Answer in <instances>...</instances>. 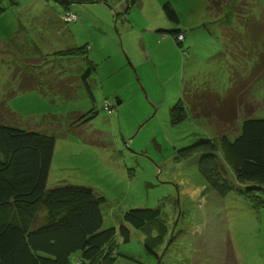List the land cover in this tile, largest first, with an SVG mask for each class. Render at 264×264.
Segmentation results:
<instances>
[{
    "label": "rangeland",
    "instance_id": "374dc122",
    "mask_svg": "<svg viewBox=\"0 0 264 264\" xmlns=\"http://www.w3.org/2000/svg\"><path fill=\"white\" fill-rule=\"evenodd\" d=\"M131 1L0 0V101L8 99L24 129L55 136L48 188L60 182L92 188L106 199V229L118 228L129 209L160 210L145 229L130 228L128 243L116 234L105 250L117 257L114 264H264V205L252 206L264 189L236 182L222 141L235 136L244 117L264 119V61L247 74L264 53L253 60L238 33L246 16L264 23V0H224L218 12L207 0ZM166 2L185 36L168 35L176 24L165 16ZM85 45L78 56L50 57ZM88 69L93 100L79 79ZM32 76L47 96L7 98ZM62 83L63 91H52ZM183 86L192 101L204 92L206 108L194 103L195 112L172 124L169 110ZM92 109L98 114L91 122L79 120ZM200 140L218 151L227 196L200 173L199 155L180 157V149Z\"/></svg>",
    "mask_w": 264,
    "mask_h": 264
},
{
    "label": "trees",
    "instance_id": "16d2710c",
    "mask_svg": "<svg viewBox=\"0 0 264 264\" xmlns=\"http://www.w3.org/2000/svg\"><path fill=\"white\" fill-rule=\"evenodd\" d=\"M136 1L132 0L131 3ZM207 1L209 11H223L224 0ZM163 9L167 19L178 25L179 17L172 5L166 2ZM260 19L255 14L246 16L242 22V31L238 32L240 36H245V44L252 46L251 51L255 55L253 60L256 57L262 58L264 53V23ZM168 34L174 38L185 36L179 28L169 31ZM177 43L181 46L180 42ZM84 49L86 50V45L60 50L50 57H74L82 54ZM31 59H28V63H32ZM262 61L264 59L254 63L247 74L258 70ZM92 69L95 70L94 67ZM90 74L91 69H88L79 79L93 100L88 84ZM55 89L63 91V83L58 88L52 86V91ZM14 91L7 98L29 91H38L47 96L43 81L34 76L23 77L17 92ZM203 93H197L192 101L188 96V86H183L181 97L169 110L170 122H184L189 109L195 112L197 105L194 103H201L200 109L204 110L205 101L201 97ZM67 98L70 96L64 97ZM5 101L8 99L0 101V116L10 117L14 122L0 119V264H73V255H80L81 260L76 264H114L117 257L106 255L105 250L112 244L116 234L119 232L124 242L128 243L130 228L145 229L160 217V210L129 209L124 211L123 223L118 228L106 229L101 210L106 199L92 188L63 182L48 188L56 138L51 134L34 129L26 130L18 125L16 121L23 118L13 111L8 102V107L5 106ZM97 114L92 109L79 120L89 123ZM222 141L232 158L231 166L236 182L247 189L263 190L264 119L250 115L244 117L235 136L230 138L224 134ZM217 152L211 141L200 140L180 149L179 154L183 160L199 155L200 173L217 194L227 196L230 188L216 160ZM260 198L258 205H252L256 210L264 205L263 196ZM146 248L154 254L152 249L148 246Z\"/></svg>",
    "mask_w": 264,
    "mask_h": 264
},
{
    "label": "crops",
    "instance_id": "0c3cea01",
    "mask_svg": "<svg viewBox=\"0 0 264 264\" xmlns=\"http://www.w3.org/2000/svg\"><path fill=\"white\" fill-rule=\"evenodd\" d=\"M96 1H99V0H96ZM176 28H179V24L178 25H176ZM180 29V28H179ZM181 30V29H180ZM182 31V30H181ZM184 34H185V32H183ZM169 35V34H168ZM170 36V35H169ZM31 92H34V91H31ZM38 92V91H37ZM27 93V92H26ZM20 94H24V93H20ZM19 94V95H20Z\"/></svg>",
    "mask_w": 264,
    "mask_h": 264
},
{
    "label": "built area",
    "instance_id": "2783aa9c",
    "mask_svg": "<svg viewBox=\"0 0 264 264\" xmlns=\"http://www.w3.org/2000/svg\"><path fill=\"white\" fill-rule=\"evenodd\" d=\"M180 37H183L182 35H180Z\"/></svg>",
    "mask_w": 264,
    "mask_h": 264
}]
</instances>
